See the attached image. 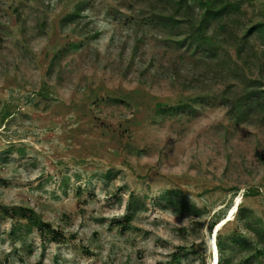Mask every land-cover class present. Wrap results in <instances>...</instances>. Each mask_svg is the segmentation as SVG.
Masks as SVG:
<instances>
[{
    "label": "rangeland",
    "instance_id": "rangeland-1",
    "mask_svg": "<svg viewBox=\"0 0 264 264\" xmlns=\"http://www.w3.org/2000/svg\"><path fill=\"white\" fill-rule=\"evenodd\" d=\"M215 1L0 0V264H264V0Z\"/></svg>",
    "mask_w": 264,
    "mask_h": 264
},
{
    "label": "trees",
    "instance_id": "trees-1",
    "mask_svg": "<svg viewBox=\"0 0 264 264\" xmlns=\"http://www.w3.org/2000/svg\"><path fill=\"white\" fill-rule=\"evenodd\" d=\"M168 3H172L173 6H175L174 10L176 12L182 13L185 17L183 19V24H185V26H189V28L194 29V28H198V27H203L204 25H207V22L210 20H219V21H223L228 19L230 16V9L233 8L232 5H226V4H222L220 2H217L215 0H167ZM172 6V7H173ZM194 6H197V9L199 11L198 15L199 18L194 15ZM72 15H70L69 17H71ZM69 17H67L69 19ZM170 21H174V18H167ZM223 28L220 27V29ZM206 29V28H205ZM252 30H258L260 33H262L264 35V24H258L255 27L252 28ZM222 32V31H221ZM252 32V31H250ZM202 38V37H201ZM199 39H196V37L194 38V35L192 33L188 34L187 36L184 37L183 42L190 44H194L195 42H197ZM202 40V39H201ZM200 41V40H199ZM182 42V43H183ZM202 42V41H201ZM258 82V80H252L251 81H244V88H243V97L242 99L238 100L237 102L233 103V109L238 112L241 113L239 111H242V105H244V102H246L248 104V106H250L251 108H253L255 110V112H257L259 118L261 119V121H264V96L260 99H257L255 101H253L252 97L255 96L257 93H254L256 90H258L259 88H256V83ZM260 95H257V97H259ZM252 98V99H251ZM239 105L241 106V108L238 110ZM245 108L248 109V111L245 113L246 117L248 114V112L250 111L249 107ZM244 108V109H245ZM251 115H254L253 112H251ZM11 114H7L4 116V120H7L8 118H11ZM130 209V208H129ZM128 209V210H129ZM22 215V213L20 214ZM129 217L126 218L125 222L123 225H127L129 223ZM218 222H214L212 225L209 226V231L215 227L217 225ZM43 228H40V231H42V233L47 232L50 237V240L53 242H58L59 240H62V238L60 236H58V233H56L54 230H52L49 226L47 225H43ZM219 233V232H218ZM261 238H264V232H259L258 233V239L260 240ZM234 242L238 244L239 241L234 240ZM216 245H217V250L219 252V254H223L225 252V246L223 245V243L221 242V237L219 234H217L216 236ZM264 255V251L262 250H256L254 253L255 257H260ZM178 257L179 255H177V253L172 256L171 261L169 262V264H178ZM218 264H223V261H218Z\"/></svg>",
    "mask_w": 264,
    "mask_h": 264
},
{
    "label": "bare ground",
    "instance_id": "bare-ground-1",
    "mask_svg": "<svg viewBox=\"0 0 264 264\" xmlns=\"http://www.w3.org/2000/svg\"><path fill=\"white\" fill-rule=\"evenodd\" d=\"M219 227H220V225L217 227V229H216V231L219 229ZM213 241V240H212ZM214 243V242H213ZM213 243H212V245H213Z\"/></svg>",
    "mask_w": 264,
    "mask_h": 264
}]
</instances>
